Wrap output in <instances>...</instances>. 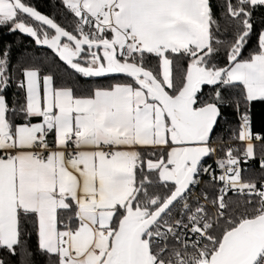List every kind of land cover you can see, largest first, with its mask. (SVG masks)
Here are the masks:
<instances>
[{
    "label": "snow or ice",
    "instance_id": "6c2138e0",
    "mask_svg": "<svg viewBox=\"0 0 264 264\" xmlns=\"http://www.w3.org/2000/svg\"><path fill=\"white\" fill-rule=\"evenodd\" d=\"M49 7L0 0V264H264V0Z\"/></svg>",
    "mask_w": 264,
    "mask_h": 264
},
{
    "label": "trees",
    "instance_id": "16d2710c",
    "mask_svg": "<svg viewBox=\"0 0 264 264\" xmlns=\"http://www.w3.org/2000/svg\"><path fill=\"white\" fill-rule=\"evenodd\" d=\"M35 3H36L38 10H40L44 14H48V15L52 14V11L49 7V0H35ZM57 19L59 20L60 18L57 17ZM11 39H16V37H11ZM22 39L24 40V43L26 45L31 44L30 38L22 37ZM257 119H259V117Z\"/></svg>",
    "mask_w": 264,
    "mask_h": 264
}]
</instances>
